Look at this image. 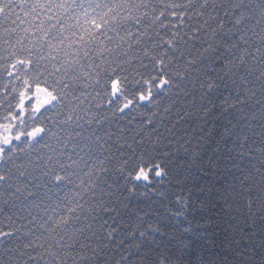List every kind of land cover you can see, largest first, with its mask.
<instances>
[{
  "label": "snow or ice",
  "instance_id": "obj_1",
  "mask_svg": "<svg viewBox=\"0 0 264 264\" xmlns=\"http://www.w3.org/2000/svg\"><path fill=\"white\" fill-rule=\"evenodd\" d=\"M0 264H264V0H0Z\"/></svg>",
  "mask_w": 264,
  "mask_h": 264
}]
</instances>
